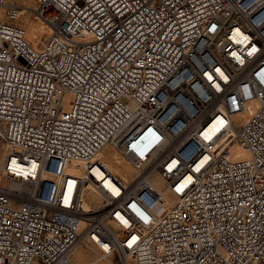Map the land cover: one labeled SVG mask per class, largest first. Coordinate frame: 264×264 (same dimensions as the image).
<instances>
[{
    "label": "built area",
    "instance_id": "1",
    "mask_svg": "<svg viewBox=\"0 0 264 264\" xmlns=\"http://www.w3.org/2000/svg\"><path fill=\"white\" fill-rule=\"evenodd\" d=\"M31 1L44 44L0 0V264H264V0Z\"/></svg>",
    "mask_w": 264,
    "mask_h": 264
},
{
    "label": "bare ground",
    "instance_id": "2",
    "mask_svg": "<svg viewBox=\"0 0 264 264\" xmlns=\"http://www.w3.org/2000/svg\"><path fill=\"white\" fill-rule=\"evenodd\" d=\"M18 1H19V3L22 6L27 8V10H28L27 13H29V14L32 13V10H34L36 8V5L31 0H18ZM30 29H31V31H29V32H31L30 33L31 38L33 36L35 37V36H38V35L41 38V43H39V44H44L46 42V40L48 39L49 35H50L49 29L46 27L45 24H42V23H40V25H38V27L32 25ZM37 33H39V34L37 35ZM247 114H249V113H247ZM235 153H237L240 158H248L247 153L245 151L241 150L240 148H237ZM114 159L117 161L116 157H114ZM120 164L122 165V167L125 170V172H127V173H129V174L134 176V172H133V170L131 169V167L128 164H126L124 162H120ZM112 168H113L114 171H117V169L113 165H112ZM1 182H2V177H1V174H0V185H1ZM155 185L157 187H161L162 186V181L159 180V179H155ZM169 202L172 203L171 200H169ZM79 246H80V244H77L74 247L73 254L76 255L77 260H78V264H84V258H85L86 255L84 253L79 252V250H80ZM104 259H106V257L103 256V255H100L99 258H97L92 264H98L99 262H101V260H104Z\"/></svg>",
    "mask_w": 264,
    "mask_h": 264
},
{
    "label": "rangeland",
    "instance_id": "3",
    "mask_svg": "<svg viewBox=\"0 0 264 264\" xmlns=\"http://www.w3.org/2000/svg\"><path fill=\"white\" fill-rule=\"evenodd\" d=\"M22 20H23L22 25H24L28 29V31H31L30 28L32 25L37 26V27H38V25H40V22L35 20V16L32 13L25 14V16L22 17ZM29 33H31V32H29ZM38 34L39 33H37V35ZM32 38L36 39V43H41V38L39 37V35L35 36V37L33 36ZM3 152H4V148H3L2 144L0 143V161H1V158L3 156ZM1 184H3V186H8V184H9L8 179H4L3 183L1 182ZM79 247H80L79 252L84 253L86 255L84 258V264H92L97 258H99L100 255H102L100 252H98L94 248L87 246L84 243H80ZM72 264H78L77 257L74 254H72ZM98 264H122V263L118 258H106L104 260H101V262H99Z\"/></svg>",
    "mask_w": 264,
    "mask_h": 264
},
{
    "label": "snow or ice",
    "instance_id": "4",
    "mask_svg": "<svg viewBox=\"0 0 264 264\" xmlns=\"http://www.w3.org/2000/svg\"><path fill=\"white\" fill-rule=\"evenodd\" d=\"M177 191H180V189H177ZM66 203H67V201H65ZM125 223H127L126 221H125ZM136 238L135 237H133V240H135Z\"/></svg>",
    "mask_w": 264,
    "mask_h": 264
}]
</instances>
